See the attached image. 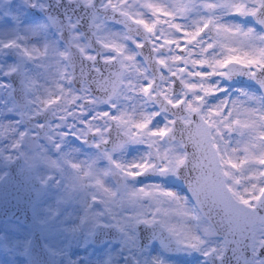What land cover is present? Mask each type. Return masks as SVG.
I'll list each match as a JSON object with an SVG mask.
<instances>
[{"label": "snow or ice", "instance_id": "obj_1", "mask_svg": "<svg viewBox=\"0 0 264 264\" xmlns=\"http://www.w3.org/2000/svg\"><path fill=\"white\" fill-rule=\"evenodd\" d=\"M12 201L0 264H264V0H0Z\"/></svg>", "mask_w": 264, "mask_h": 264}, {"label": "water", "instance_id": "obj_2", "mask_svg": "<svg viewBox=\"0 0 264 264\" xmlns=\"http://www.w3.org/2000/svg\"><path fill=\"white\" fill-rule=\"evenodd\" d=\"M7 219L17 221L26 226L30 223L31 212L22 203L19 205L15 201L7 205L0 203V221Z\"/></svg>", "mask_w": 264, "mask_h": 264}, {"label": "rangeland", "instance_id": "obj_3", "mask_svg": "<svg viewBox=\"0 0 264 264\" xmlns=\"http://www.w3.org/2000/svg\"><path fill=\"white\" fill-rule=\"evenodd\" d=\"M5 226L25 227V226L21 225L19 222L9 220V219L4 220V221H0V230H3L5 228ZM96 254L99 256V255H101V252L97 251Z\"/></svg>", "mask_w": 264, "mask_h": 264}]
</instances>
